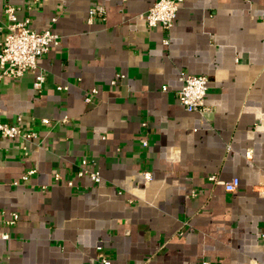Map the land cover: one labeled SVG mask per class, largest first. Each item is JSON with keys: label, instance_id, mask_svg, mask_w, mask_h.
<instances>
[{"label": "crops", "instance_id": "0c3cea01", "mask_svg": "<svg viewBox=\"0 0 264 264\" xmlns=\"http://www.w3.org/2000/svg\"><path fill=\"white\" fill-rule=\"evenodd\" d=\"M154 1L0 0V38L5 5L59 37L38 93L0 80V122L35 135L0 138V264H264V0H181L168 31L139 18ZM182 74L207 78L206 113L177 101Z\"/></svg>", "mask_w": 264, "mask_h": 264}, {"label": "built area", "instance_id": "2783aa9c", "mask_svg": "<svg viewBox=\"0 0 264 264\" xmlns=\"http://www.w3.org/2000/svg\"><path fill=\"white\" fill-rule=\"evenodd\" d=\"M42 0H29L28 5L32 7ZM181 0H155L153 4L146 10L145 13L139 16L146 25L147 28L160 27L161 29L168 31L173 24L175 13L177 11L178 4ZM15 8L10 5H5L3 8V14L8 22L6 29L7 32L0 38V80L2 78H19L23 73L29 71L34 73V80L32 88L35 93H38L44 83V74L42 71H36V62L44 54L48 52L51 47L58 45L59 37L48 31L35 32L28 27L29 19L24 18L21 21H17L15 17ZM104 8L101 5L94 4L88 7L85 17V22L91 24L94 20H103ZM163 44H167L166 40H163ZM122 78L121 75H115L114 79L110 82L113 86L118 79ZM180 82V88L176 92V98L179 104L186 112H198L204 114L207 109L204 107L203 98L207 90V78L204 76L186 75L182 74L178 78ZM57 90H66L65 87H57ZM165 91V88H161ZM96 91L91 89L89 93L84 97V102L89 103L91 98L95 95ZM65 119H63L64 121ZM20 121L19 117L16 118V123H1L0 122V138H20L24 141H32L35 138L33 132L21 130L17 124ZM65 122V121H64ZM42 124H47V120L42 119ZM142 147L146 146L144 139L140 140ZM35 172V169H29L21 177V183L27 181L30 176ZM77 177L87 176L92 184L99 182V175L97 172L89 171L88 165L85 159H81L79 162V170L76 174ZM142 178L144 181L150 180V174L148 172L143 173ZM57 179V175L54 176ZM214 184H219L223 187L224 191L232 192L238 187V181L236 178H232L229 181H218L214 176L208 178ZM17 185L16 182L12 183ZM70 186L71 183L67 182ZM259 196L264 197V177L262 183H260L256 189ZM18 219L15 213H9L7 219H4L3 224L5 226H11ZM261 238L264 234L260 235ZM8 235L4 232L0 233V240H7ZM97 250H100L97 248ZM262 256L264 258V247L262 248ZM98 264H113L102 254L98 253L96 256Z\"/></svg>", "mask_w": 264, "mask_h": 264}]
</instances>
